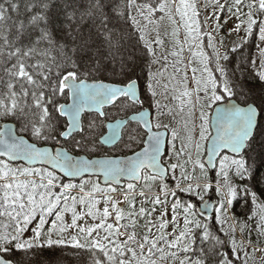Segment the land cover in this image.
<instances>
[{"label": "snow or ice", "instance_id": "obj_1", "mask_svg": "<svg viewBox=\"0 0 264 264\" xmlns=\"http://www.w3.org/2000/svg\"><path fill=\"white\" fill-rule=\"evenodd\" d=\"M224 12L264 44V0L0 3V264H61L42 257L66 248L86 264H264V201L244 184L255 209L230 215L264 95L226 65ZM106 106L125 115L105 130Z\"/></svg>", "mask_w": 264, "mask_h": 264}, {"label": "trees", "instance_id": "obj_2", "mask_svg": "<svg viewBox=\"0 0 264 264\" xmlns=\"http://www.w3.org/2000/svg\"><path fill=\"white\" fill-rule=\"evenodd\" d=\"M3 0H0V3H2ZM7 6V5H5ZM167 28V25L165 24L164 27H162L161 31L163 32ZM219 39L222 38V33L219 32ZM181 39L182 35H181ZM224 44L228 45V49H231L235 47L236 53L233 55L231 51H229V62H226V65L229 69H235V77L233 79L239 78L240 81H243L246 85L244 91H248V89L252 90L253 96H250L249 98H256L258 99L261 95H264V81L259 80L258 73L255 72L254 69H252L251 65L248 64V61L251 59L250 54L245 49V46L239 44V42H234L232 46V42L228 40L227 42L224 41ZM211 50L208 49V53L211 55ZM241 65L246 66L247 70L245 68H242ZM156 66H154L155 68ZM239 91V89H237ZM242 98L240 100H244L245 97L241 95ZM108 149V148H106ZM110 154L113 153L112 150L108 149ZM252 159L249 160V164L252 166V179L251 181L244 180L241 181L238 178H234V183L239 188V194L235 201H233V204L231 206V214L232 216L237 217L238 219H245L248 215H251L252 211L255 209V205L252 201L251 196H245L243 192V186L244 184H247L250 191H255L258 196H260V201H264V196L261 195L262 189H264V165L261 163V157L264 155V140L261 139V137L256 138V143L253 145V150L251 151ZM247 158V157H246ZM252 162V163H251ZM219 170L218 165L216 168V171L214 173H209L210 176H212L213 183H215V173ZM214 185V184H213ZM185 196L184 200L188 201H195L196 203L199 200L198 196L193 195L192 193H180ZM205 198L211 197L215 199L216 201L219 199L218 193L215 192V185L212 190H209L207 193H202ZM259 202V201H258ZM34 226V225H33ZM216 227H219V224L216 225ZM31 235V230H29L25 237ZM71 248H66L64 253L61 254L59 250H57L56 253L53 252H45L43 254L42 259L45 261H48V258L53 259L57 258L61 261V264H86V254L81 253L80 256L71 255L72 253ZM251 264V262H250ZM257 264H259V257L257 256Z\"/></svg>", "mask_w": 264, "mask_h": 264}, {"label": "rangeland", "instance_id": "obj_3", "mask_svg": "<svg viewBox=\"0 0 264 264\" xmlns=\"http://www.w3.org/2000/svg\"><path fill=\"white\" fill-rule=\"evenodd\" d=\"M208 2V0H201V3H206ZM221 2H223V0H221ZM212 14V9L209 7L208 9H201V19L203 20L204 17L206 16H211ZM219 16H220V24L222 25V27L219 29V32L222 33V38L223 41H228L230 40L232 42V46H233V43L234 42H239V44L241 45L242 43V38H244V43L243 45L245 46V49L247 50V52L250 54L251 56V60H254L256 61V65H255V72L258 73L261 68H260V53H259V49L260 48H264V44H261L259 39H258V35H254V37L252 39H248L245 37V33L243 31V29H241L239 31V33H236V32H232L231 30L235 27L237 21L235 18H232V19H229L228 17V14L227 12H224V13H219ZM214 19V18H213ZM213 19H209L208 20V25L209 26H212L214 27V24H213ZM219 35H218V39H219ZM182 38H183V34H182ZM255 40V44H253L252 40ZM205 44H207V40L205 38ZM224 47L226 49H228V45L224 44ZM206 51H208V48L205 49ZM211 52V51H210ZM185 56L187 57L188 56V53L185 52ZM237 98V97H235ZM241 95L237 98L240 102ZM164 101H162L163 103ZM214 107V106H213ZM108 113L109 112H119L117 111L116 109H110V110H107ZM167 122V121H165ZM252 163V162H251ZM215 185V183H213ZM192 202V201H191ZM231 209V208H230ZM230 214H231V210H230ZM56 253V252H55ZM259 257V255H257ZM50 260V258H48V261Z\"/></svg>", "mask_w": 264, "mask_h": 264}, {"label": "flooded vegetation", "instance_id": "obj_4", "mask_svg": "<svg viewBox=\"0 0 264 264\" xmlns=\"http://www.w3.org/2000/svg\"><path fill=\"white\" fill-rule=\"evenodd\" d=\"M144 107L147 108L148 104L146 103ZM110 109H114L115 110V108H113L111 106L106 108V110H110ZM152 111L154 112V109H152ZM108 114H109V120H115V119H117L119 117H123L125 115V113L120 112V111L117 112V113L111 111ZM128 114L130 115L131 113H128ZM109 120L105 121V130H106V124H107V122ZM132 147L135 148V146H132ZM105 148H108V147H105ZM108 149L112 150L113 151L112 154H114V155H123V154H128L129 155V154H132V152L128 148H123V147H121V148H111V147H109ZM171 183H172V181L169 180V184H171ZM179 196L183 200L185 199V197L187 198V196H185L183 194H179ZM192 202L196 203L195 201H192ZM198 202H197V204H198Z\"/></svg>", "mask_w": 264, "mask_h": 264}, {"label": "water", "instance_id": "obj_5", "mask_svg": "<svg viewBox=\"0 0 264 264\" xmlns=\"http://www.w3.org/2000/svg\"><path fill=\"white\" fill-rule=\"evenodd\" d=\"M233 99L234 100H236V102L237 103H240V101L237 99V98H235V97H233ZM107 107H109V106H106V108ZM216 106L214 105V107L213 108H215ZM145 109H148V107L147 108H145ZM214 114V113H213ZM121 117H119V118H117V119H120ZM117 119H115V120H117ZM115 120H109L108 122H115ZM107 122V123H108ZM105 147H110V146H105ZM129 155H131V154H129ZM205 159H206V157H205ZM218 165V164H217ZM216 171V169H213L212 171H211V173H214ZM205 200H207V201H209V203H212V204H215V202H216V200L215 199H213V198H211V197H207V198H205ZM198 205H200L201 207H202V202L201 201H199L198 202ZM209 211H214V209H210ZM206 215H207V213H206Z\"/></svg>", "mask_w": 264, "mask_h": 264}]
</instances>
